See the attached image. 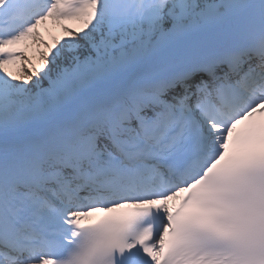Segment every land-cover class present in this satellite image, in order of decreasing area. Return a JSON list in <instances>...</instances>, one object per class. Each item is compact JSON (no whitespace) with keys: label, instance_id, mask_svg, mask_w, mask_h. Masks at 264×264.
<instances>
[{"label":"snow or ice","instance_id":"6c2138e0","mask_svg":"<svg viewBox=\"0 0 264 264\" xmlns=\"http://www.w3.org/2000/svg\"><path fill=\"white\" fill-rule=\"evenodd\" d=\"M0 264H264V0H0Z\"/></svg>","mask_w":264,"mask_h":264},{"label":"rangeland","instance_id":"374dc122","mask_svg":"<svg viewBox=\"0 0 264 264\" xmlns=\"http://www.w3.org/2000/svg\"><path fill=\"white\" fill-rule=\"evenodd\" d=\"M51 40V39H50Z\"/></svg>","mask_w":264,"mask_h":264}]
</instances>
